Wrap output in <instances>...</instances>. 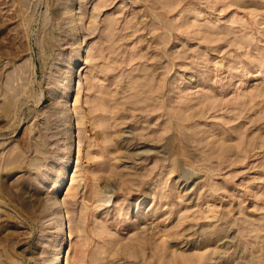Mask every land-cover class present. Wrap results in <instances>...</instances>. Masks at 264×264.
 I'll use <instances>...</instances> for the list:
<instances>
[{
	"label": "rangeland",
	"instance_id": "rangeland-1",
	"mask_svg": "<svg viewBox=\"0 0 264 264\" xmlns=\"http://www.w3.org/2000/svg\"><path fill=\"white\" fill-rule=\"evenodd\" d=\"M0 264H264V0H0Z\"/></svg>",
	"mask_w": 264,
	"mask_h": 264
}]
</instances>
